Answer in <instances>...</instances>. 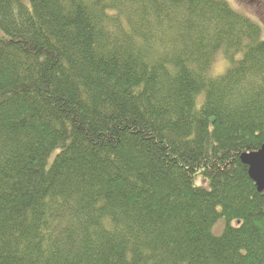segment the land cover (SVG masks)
Wrapping results in <instances>:
<instances>
[{"label": "trees", "instance_id": "trees-1", "mask_svg": "<svg viewBox=\"0 0 264 264\" xmlns=\"http://www.w3.org/2000/svg\"><path fill=\"white\" fill-rule=\"evenodd\" d=\"M263 146L228 2L0 0V264H264Z\"/></svg>", "mask_w": 264, "mask_h": 264}, {"label": "rangeland", "instance_id": "rangeland-1", "mask_svg": "<svg viewBox=\"0 0 264 264\" xmlns=\"http://www.w3.org/2000/svg\"><path fill=\"white\" fill-rule=\"evenodd\" d=\"M230 4V6L238 13L248 17L253 22L258 24L262 29V40L264 41V0H223ZM226 70L224 60L218 56L216 64L212 67L211 74L213 76L222 75ZM197 184L208 187V181L199 179ZM225 229V221L219 220L213 227V234L221 236Z\"/></svg>", "mask_w": 264, "mask_h": 264}, {"label": "water", "instance_id": "water-1", "mask_svg": "<svg viewBox=\"0 0 264 264\" xmlns=\"http://www.w3.org/2000/svg\"><path fill=\"white\" fill-rule=\"evenodd\" d=\"M241 161L248 166L249 176L256 184L259 192L264 191V146L255 153H244Z\"/></svg>", "mask_w": 264, "mask_h": 264}]
</instances>
